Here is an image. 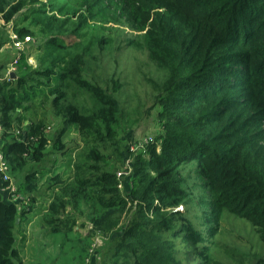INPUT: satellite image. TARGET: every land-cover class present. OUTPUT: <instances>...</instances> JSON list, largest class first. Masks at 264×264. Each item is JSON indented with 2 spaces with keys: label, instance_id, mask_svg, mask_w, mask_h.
I'll list each match as a JSON object with an SVG mask.
<instances>
[{
  "label": "trees",
  "instance_id": "1",
  "mask_svg": "<svg viewBox=\"0 0 264 264\" xmlns=\"http://www.w3.org/2000/svg\"><path fill=\"white\" fill-rule=\"evenodd\" d=\"M25 1L0 0V20L10 23ZM46 1L51 12L62 13L64 2ZM70 1L87 7L90 0ZM136 1L147 17L154 10L144 41L168 77L157 112L165 132L159 143L151 139L142 151L127 150L133 155L127 189L118 186L106 153L119 150L118 100L83 76L81 56L67 49L71 43L52 35V25L61 28L54 13L35 20L41 31H51L44 63L33 67L20 51L13 76H5L9 64H0V152L7 167L6 172L0 169V264H24L15 229L28 218L36 200L32 193L45 173H53L56 161L25 172L15 190L27 195L20 204L6 201L2 190L12 183L9 173H19L30 160L42 161L49 143L51 152L66 155L70 175L63 179L54 171L47 177L54 192L40 227L59 242L70 240L80 230L73 216L84 215L91 231L78 235L80 262L93 233L109 236L102 264H182L195 254L205 258L201 247L206 245H198L208 240L210 230L201 217L191 216L195 195L184 174L187 165L204 178L194 185L208 192L216 209L248 221L264 243V0ZM44 11L46 7L32 8L36 15ZM12 32L21 38L33 34L29 26ZM4 43L0 36V48ZM240 64L245 66L239 71ZM72 85L90 94L97 108L84 112L68 102L66 90ZM117 87L113 81V90ZM216 100L223 103L220 109ZM205 104L211 107L204 109ZM50 121L56 129L49 138ZM71 128L84 143L75 154L65 150Z\"/></svg>",
  "mask_w": 264,
  "mask_h": 264
},
{
  "label": "rangeland",
  "instance_id": "2",
  "mask_svg": "<svg viewBox=\"0 0 264 264\" xmlns=\"http://www.w3.org/2000/svg\"><path fill=\"white\" fill-rule=\"evenodd\" d=\"M57 2L60 4L64 2L62 13L51 12L50 5H47L49 2L46 0H26L23 8L10 23L4 24V21L0 20V36L5 41L0 48V64H5L7 67L15 55V50L8 40L13 27L29 26L32 29V42L25 53L28 55V62L33 67L40 65L51 31L52 35L59 37L65 45L71 43L67 49L72 55L81 56L83 76L107 88L118 100L115 127L119 150L116 153L110 148L106 153L110 156V168L115 170L121 187L126 188L129 184V173L133 162V155L130 153L127 155V150L142 151L151 139L159 143L165 132L163 120H160L157 112L160 109L158 96L163 92L162 86L168 77V71L151 58L144 41V35L154 10L149 9L150 14L147 17V14L143 12L142 4L136 0H90L89 7L70 0H57ZM41 7H46L44 13L37 15L32 13V8L40 9ZM104 8L109 12L106 13ZM51 13L56 15L61 28H54L52 25L51 31L43 32L41 31L42 25L37 22L50 16ZM32 19L33 23H31ZM244 66L240 64L238 70ZM3 71L0 69V74ZM233 79H237V76H233ZM113 81L118 85L115 90H113ZM66 100L77 105L84 112H89L99 105L90 94L73 85L66 90ZM216 101L213 102L215 108L220 109L223 103ZM208 107L211 106L204 105V109ZM45 112V115L50 117L48 109ZM57 120L54 118V123ZM53 121L49 122L50 129L46 128L49 138L56 129ZM64 141L65 150L73 154L84 146L82 138L74 128L68 131ZM50 144L47 145L46 150L48 151L42 161L36 163L30 160L19 173L14 175L9 173L12 183L9 188L2 190L6 201L12 200L20 204L21 197L26 198L27 195L21 194L20 196L15 190L25 172L31 167L36 169L43 165L48 167L52 161H56L57 165L53 170L61 173L63 179L70 175V166L69 169L66 166V155L59 154L61 152H51ZM54 171L51 174L45 173V176L41 178L39 187L32 193L36 199L32 211L27 216L28 218L15 229L16 246L24 264L31 262L37 264L39 262V264H102L103 250L109 236L95 233L88 237L89 250L84 255V260L80 262L81 253L79 251H81L80 248L82 249V238L78 235L84 237L91 231V224L86 221L84 215L73 216L80 230L77 233L72 232L70 240L59 242V239L54 238V234L44 232L43 227H40L42 214L54 192L53 188L47 187L46 179L49 175H53ZM184 174L195 195L194 200L189 204L191 216L201 217L205 230H210V232L208 240L198 245H206L201 247L206 255L205 258L195 254L192 261L185 262L182 259V264H264V243L253 226L226 209L221 211L216 209L211 203L212 198L208 192L200 191L203 188L194 185L195 182L201 183L204 178L197 176V173L188 165L184 168ZM178 208L180 209L181 206ZM69 209L70 207L67 206L64 212H69ZM81 223H84V226H81ZM26 228L27 233H25ZM115 232L114 235L120 233L119 230ZM177 247L179 251L183 250L182 243H177ZM180 257L182 258L181 255Z\"/></svg>",
  "mask_w": 264,
  "mask_h": 264
},
{
  "label": "built area",
  "instance_id": "3",
  "mask_svg": "<svg viewBox=\"0 0 264 264\" xmlns=\"http://www.w3.org/2000/svg\"><path fill=\"white\" fill-rule=\"evenodd\" d=\"M10 40H11L10 43H11L13 49L15 51H17V54L14 56L12 62L9 63V67H8V70H7L6 74H5V76H8L12 72V70L14 69V63L19 58V52L20 51L25 52L26 49H28V47H30V43L32 42V38H31L30 35H25L23 38H21V37H18V35H16L12 31H10ZM1 131H2V128L0 126V134H1ZM0 169L3 172H6V170H7V167H6L5 163L2 160L1 152H0ZM118 186L121 187V183H119Z\"/></svg>",
  "mask_w": 264,
  "mask_h": 264
},
{
  "label": "water",
  "instance_id": "4",
  "mask_svg": "<svg viewBox=\"0 0 264 264\" xmlns=\"http://www.w3.org/2000/svg\"><path fill=\"white\" fill-rule=\"evenodd\" d=\"M10 75L13 76L14 75V72H11Z\"/></svg>",
  "mask_w": 264,
  "mask_h": 264
},
{
  "label": "crops",
  "instance_id": "5",
  "mask_svg": "<svg viewBox=\"0 0 264 264\" xmlns=\"http://www.w3.org/2000/svg\"><path fill=\"white\" fill-rule=\"evenodd\" d=\"M28 229L26 228V231H25V233H27L28 231H27Z\"/></svg>",
  "mask_w": 264,
  "mask_h": 264
}]
</instances>
